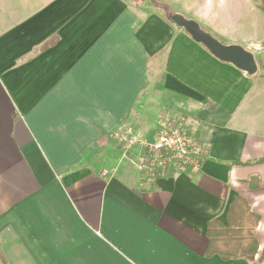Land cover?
Returning <instances> with one entry per match:
<instances>
[{
  "label": "crops",
  "instance_id": "obj_1",
  "mask_svg": "<svg viewBox=\"0 0 264 264\" xmlns=\"http://www.w3.org/2000/svg\"><path fill=\"white\" fill-rule=\"evenodd\" d=\"M174 15L264 57V0H0V264H264V78ZM161 119L194 138L197 171L144 177L123 156L119 131L151 143ZM238 197L257 255L206 257Z\"/></svg>",
  "mask_w": 264,
  "mask_h": 264
},
{
  "label": "built area",
  "instance_id": "obj_2",
  "mask_svg": "<svg viewBox=\"0 0 264 264\" xmlns=\"http://www.w3.org/2000/svg\"><path fill=\"white\" fill-rule=\"evenodd\" d=\"M168 119H161L159 132L153 142L141 141L131 128H124L117 134L120 151L125 158L133 153L137 172L149 177L154 171H160L167 160L189 165L197 171L201 158L200 148L192 136L180 125H168Z\"/></svg>",
  "mask_w": 264,
  "mask_h": 264
},
{
  "label": "trees",
  "instance_id": "obj_3",
  "mask_svg": "<svg viewBox=\"0 0 264 264\" xmlns=\"http://www.w3.org/2000/svg\"><path fill=\"white\" fill-rule=\"evenodd\" d=\"M203 159L204 157H201L198 160ZM226 220V227L219 220L208 223L206 257L217 255L223 261L235 259L253 261L258 253V243L254 230L258 226L260 218L251 213L246 202L238 197L232 202ZM263 259L264 248L258 262Z\"/></svg>",
  "mask_w": 264,
  "mask_h": 264
},
{
  "label": "water",
  "instance_id": "obj_4",
  "mask_svg": "<svg viewBox=\"0 0 264 264\" xmlns=\"http://www.w3.org/2000/svg\"><path fill=\"white\" fill-rule=\"evenodd\" d=\"M170 23L184 30L195 43L205 47L220 62L230 64L249 76L257 73L258 66L251 52L244 50L240 46L222 45L209 34L205 33L196 22L185 19L182 16H172Z\"/></svg>",
  "mask_w": 264,
  "mask_h": 264
},
{
  "label": "rangeland",
  "instance_id": "obj_5",
  "mask_svg": "<svg viewBox=\"0 0 264 264\" xmlns=\"http://www.w3.org/2000/svg\"><path fill=\"white\" fill-rule=\"evenodd\" d=\"M256 63L258 66V71H257V75L258 78L263 79L264 78V57H257L256 58ZM261 70V71H260ZM172 120L168 122V125L171 126L172 125Z\"/></svg>",
  "mask_w": 264,
  "mask_h": 264
}]
</instances>
